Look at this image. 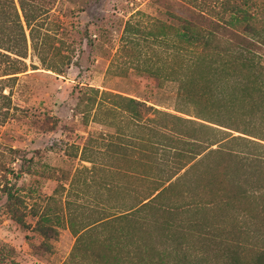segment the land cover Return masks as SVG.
<instances>
[{"label":"rangeland","instance_id":"374dc122","mask_svg":"<svg viewBox=\"0 0 264 264\" xmlns=\"http://www.w3.org/2000/svg\"><path fill=\"white\" fill-rule=\"evenodd\" d=\"M169 13L188 16L173 0H58L51 18L71 31L67 41H74L73 64L57 75L42 69L29 51L26 62L38 69L28 68L5 90L10 91L14 116L0 126V151L6 153L5 162L14 171L10 185L19 189L23 204L18 209L27 226L11 219L0 193V264H66L75 245L74 232L125 214L159 184L168 169L199 150L192 143L213 137L210 130L178 125L188 137L174 142L158 136L156 124L144 126L108 100L96 113L87 111V87H94L209 125L179 100L181 72L175 73L179 61L170 49L140 39L141 57L154 63L159 77L134 70L135 62H128L127 52L119 53L131 15L134 24L151 19L177 23ZM226 149L244 148L230 143ZM216 160L211 157L207 162ZM194 178L193 174L189 182L179 183L127 218L94 227L84 243L97 249L112 243L121 257L135 248H147L153 258L149 263L227 264L214 250L224 242H237L242 247L241 263L256 264L249 247L262 243L244 233L249 227L234 208L218 206L217 200L209 210L196 209L200 198L203 202L209 198L203 193L197 196L201 190L192 182ZM41 214L48 215L45 224L54 231L53 238L45 239L36 231ZM84 255L79 251L77 262L91 261ZM147 259L148 255H131L130 261Z\"/></svg>","mask_w":264,"mask_h":264},{"label":"trees","instance_id":"16d2710c","mask_svg":"<svg viewBox=\"0 0 264 264\" xmlns=\"http://www.w3.org/2000/svg\"><path fill=\"white\" fill-rule=\"evenodd\" d=\"M173 1L185 9L188 16L169 13L177 22L174 24L158 19L134 24L132 19L135 17L131 15L124 25L119 53L127 52L131 57L128 62H135L134 70L159 77L154 63L141 57L140 39L155 41L170 49L171 55L179 61L175 73L181 72L179 100L209 125L94 87H87L86 95L90 101L87 111L96 113L108 100L121 106V112L138 123L144 126L146 122L156 124L155 133L170 137L174 142L188 137L176 128L178 125L210 130L213 137L204 139L203 143H192L199 150L181 165L168 169L159 184L125 214L103 218L74 232L75 245L66 264H82L83 261L77 262L79 251L91 259L85 264H132L131 255L142 254L148 255L149 259L135 264H157L149 263L153 258L150 259L147 248H135L121 257L112 243L97 249L84 242L94 227L127 218L130 213L150 206L179 183L189 182L193 174L192 182L201 190L197 196L203 193L209 198L204 202L200 198L201 203L196 209L209 210L217 200L218 206L234 208L236 215L249 227L244 233L262 243L249 249L254 251L256 264L264 263V0ZM57 2L0 0V126L14 116L10 91L5 93L7 88L10 90V82L16 81L18 75L26 74L28 68L38 69L33 62L27 64L29 51L42 69L57 75H63L73 64L74 52L70 48L74 41H67L71 31L63 29L56 17L51 18ZM64 30L66 40L61 37ZM226 33L229 36L226 37ZM65 49L71 53H64ZM170 121L172 125H169ZM230 143H238L244 149L228 150L226 147ZM214 146L217 148L213 149ZM5 155L0 151V193L6 198L11 219L25 227L24 215L18 209L23 200L17 193L19 189L10 185V172L14 174V171H10ZM211 157L218 160L209 164L207 161ZM48 218L41 214L35 223L36 231L45 239L54 236L52 228L45 224L49 222ZM214 252L227 264H243L242 247L237 242H224Z\"/></svg>","mask_w":264,"mask_h":264}]
</instances>
